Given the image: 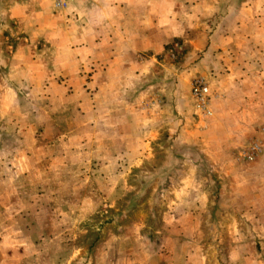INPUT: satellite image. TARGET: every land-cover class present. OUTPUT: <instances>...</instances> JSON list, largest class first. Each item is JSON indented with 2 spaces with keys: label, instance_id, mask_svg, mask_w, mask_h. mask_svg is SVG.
Wrapping results in <instances>:
<instances>
[{
  "label": "crops",
  "instance_id": "obj_1",
  "mask_svg": "<svg viewBox=\"0 0 264 264\" xmlns=\"http://www.w3.org/2000/svg\"><path fill=\"white\" fill-rule=\"evenodd\" d=\"M179 42L180 63H172ZM198 58L217 64L200 68L213 122L197 125L217 126L224 147L190 154L200 171L192 163L184 178L155 181L167 207L156 241L138 222L103 230L88 249L70 241L78 232L58 225L119 199L123 175L159 139L165 124L146 109L172 112L186 96L191 104L183 80ZM0 73V142L20 141L0 150V264H264V151L254 165L231 157L264 118V0H71L63 10L51 0H0ZM19 88L42 114L17 134ZM22 180L41 197L19 196ZM51 204L67 208L54 213Z\"/></svg>",
  "mask_w": 264,
  "mask_h": 264
},
{
  "label": "rangeland",
  "instance_id": "obj_2",
  "mask_svg": "<svg viewBox=\"0 0 264 264\" xmlns=\"http://www.w3.org/2000/svg\"><path fill=\"white\" fill-rule=\"evenodd\" d=\"M182 50L183 49L180 42L175 45V51L173 50L171 51L172 53L169 54L170 59H172V63H180V55L182 53ZM171 54L173 55L172 57ZM188 64L192 66L196 65L197 69L193 71V68H191L192 74L190 75V78L188 79V81L186 79L183 80V83L186 84H190L192 78L196 76L203 77L202 74H204L206 71L201 70V66L204 65V68H208L207 66L216 65L217 62H202V60L200 61L198 58L196 60L188 61ZM181 68L185 70L188 67L184 66ZM0 80L4 82V76L1 73ZM177 89L178 91L182 90L180 83L178 84ZM18 90L19 91L15 90V101L17 102V106L19 107L17 109H13L11 111V115L13 116L14 120H12V125L14 124L16 118L22 120V124H14L16 133L20 134L21 131L23 132V128L26 127L24 123L25 120L28 119V117H38L42 114V111L39 107H37L40 104L35 96L29 93H25V91L22 92V88H19ZM154 105L149 106L146 109L145 115L147 116V119L148 117H151L152 119L157 118L155 116H158V118H162L160 121L165 124V128L161 129L159 139H156L150 143L148 147L149 151H147L149 155L141 160V162L139 163V167H131L129 169V172H126L123 175L124 190L119 199L115 200L111 205L99 206L94 212V214L96 215H92L91 219L89 217L88 219L64 221L61 222L62 225H58L59 221L56 222L59 227L65 226L67 227V229L78 232L77 237L74 235L69 238L70 241L78 242L82 244L85 249H88L90 248L91 244H93L96 240L100 239L103 236V230L112 229L117 232V229H119V227H121L122 225H125V227H129L131 225H138L137 222L141 226V233L148 236L152 241L157 239L158 235L155 232L157 231L160 224V216L167 210L166 205L159 203V201L161 200L160 196H162L163 192L155 188L158 179L164 181V179L168 180L171 175L179 176L180 174L182 175V178H184L185 171L190 168V164L192 163H195V168L199 169L200 171L202 169V166H199L200 162L196 157L195 161H193L190 157V154L197 152L198 149H209L217 151V149L224 147L225 137L219 134L222 133V131H215L219 129L217 126H210L209 128H207V130H205V124L202 126L197 125V120H204L199 119L195 116L192 108V101L190 104L188 96H186L185 98L182 97L181 102L177 106V110L173 109L172 112L170 110L167 112L166 109L162 108L161 115L155 114L157 112L155 107L156 105ZM262 111L264 113V107L262 108ZM5 112L7 115L10 111L6 110ZM212 117L213 115L211 110V117H209L210 119H207V121L210 122V125L213 122ZM256 121L257 122L254 124L253 128H250V130L247 131L248 135L245 141L239 142L232 149L231 157L236 165H254L263 158L264 118L260 119V117H258ZM156 122L162 124L161 122ZM12 125H3V130H6V132H10V129L13 128ZM191 135H193L194 142L187 141L192 139ZM6 138L1 140L0 142V150L2 152L13 150V148L16 147L20 142L19 141L17 143V141L15 142L13 140H6ZM253 143L258 146L259 151L253 158V160L249 162L242 159L240 157V154L246 153L249 149V146ZM218 161L219 158L211 157V163H217ZM160 165L164 167H162L158 173H154L153 170L155 169V166ZM170 166H173L176 172L171 174L169 171ZM212 175L216 177L215 173H211L206 178L208 179V181H210L209 183L211 185L213 184V187L216 188L217 182L214 180V177ZM250 175V170H247L242 174L244 178ZM79 179L83 180V176L79 177ZM195 180H201V177L195 174ZM19 182L20 186L19 189H17L19 196H33L35 198L41 197L43 191L42 188L36 189L30 187L32 189H27V186L25 187L26 182L24 180ZM54 191V189H51L50 194L52 195ZM46 192L48 193L47 190ZM55 192H58V190L56 189ZM62 195H65V193L62 192ZM50 206L55 208L53 210L54 213H56L55 211L57 209L67 208V206L64 204L60 206H58L57 204H51ZM71 206L69 207L67 212L70 211ZM38 207L39 206H35V208ZM35 211L37 212V210ZM47 222L51 225L50 221H44V225H48ZM41 224V221L36 220L32 222L31 225L34 227H38V225L42 227ZM36 240L40 241V239H35V243Z\"/></svg>",
  "mask_w": 264,
  "mask_h": 264
},
{
  "label": "built area",
  "instance_id": "obj_3",
  "mask_svg": "<svg viewBox=\"0 0 264 264\" xmlns=\"http://www.w3.org/2000/svg\"><path fill=\"white\" fill-rule=\"evenodd\" d=\"M69 1L71 0H51V4L55 10H63ZM189 94L195 116L202 120L211 117L210 92L203 77L196 76L192 78L189 84ZM258 151V146L253 143L246 153L240 154V157L250 162Z\"/></svg>",
  "mask_w": 264,
  "mask_h": 264
}]
</instances>
